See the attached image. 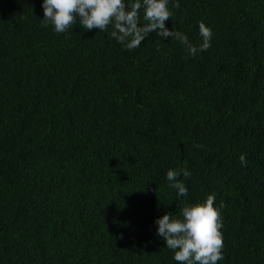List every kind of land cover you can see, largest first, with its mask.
Listing matches in <instances>:
<instances>
[{"label": "trees", "instance_id": "obj_1", "mask_svg": "<svg viewBox=\"0 0 264 264\" xmlns=\"http://www.w3.org/2000/svg\"><path fill=\"white\" fill-rule=\"evenodd\" d=\"M41 3L0 0V264H179L154 221L210 194L218 264H264V0L170 3L169 30L213 31L195 57L56 34ZM170 168L192 172L186 198Z\"/></svg>", "mask_w": 264, "mask_h": 264}, {"label": "clouds", "instance_id": "obj_2", "mask_svg": "<svg viewBox=\"0 0 264 264\" xmlns=\"http://www.w3.org/2000/svg\"><path fill=\"white\" fill-rule=\"evenodd\" d=\"M170 3L173 8H180V0H42L41 20L43 27L51 25L56 34L69 31L77 22L85 31L108 32L125 50L141 46L156 33L162 40L170 37L184 45L189 56L207 51L211 47L213 31L203 21L198 23L199 45L193 44L187 34L166 27V21L174 15ZM239 161L241 167H247L246 154H241ZM191 176L192 172L187 168H170L165 179L177 198H186L188 188L181 177L190 179ZM215 201V194H210L203 203H186L179 216L165 213L154 221L156 235L164 241L165 248L173 252L174 261L179 264H218L224 260L221 231L224 205L214 206Z\"/></svg>", "mask_w": 264, "mask_h": 264}]
</instances>
